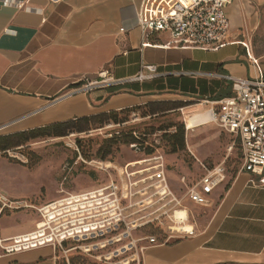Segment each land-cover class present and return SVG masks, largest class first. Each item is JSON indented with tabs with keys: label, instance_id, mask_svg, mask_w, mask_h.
<instances>
[{
	"label": "crops",
	"instance_id": "crops-1",
	"mask_svg": "<svg viewBox=\"0 0 264 264\" xmlns=\"http://www.w3.org/2000/svg\"><path fill=\"white\" fill-rule=\"evenodd\" d=\"M4 1L0 0V127L5 128L0 136L152 103H160L161 109L150 117L182 107L199 109L196 102L233 94L229 77L264 80V0H232L226 13L234 40L215 50L184 45L166 32L144 36L137 21L143 0ZM147 65L158 67L157 76L131 80L141 72L148 75ZM104 72L125 82L76 92L84 78L97 80ZM190 172L189 180L197 179ZM167 174L181 195V186H173L178 176L169 169ZM92 176L96 179L80 190L103 181V176ZM56 194L32 203L44 205L58 197V190ZM185 202L195 235L150 247L143 264H264L262 175L241 168L229 175L226 170L225 180L209 195L208 206L188 201L203 209L207 218L196 219ZM16 212L19 224L13 216L5 220L4 214L0 216V234L5 238L28 233L39 221L33 210ZM0 264L64 262L55 260L51 247H40L0 256Z\"/></svg>",
	"mask_w": 264,
	"mask_h": 264
},
{
	"label": "built area",
	"instance_id": "built-area-1",
	"mask_svg": "<svg viewBox=\"0 0 264 264\" xmlns=\"http://www.w3.org/2000/svg\"><path fill=\"white\" fill-rule=\"evenodd\" d=\"M231 2L143 0L137 21L144 36L166 32L184 45L215 50L234 40L226 13ZM144 69L148 75L141 72L131 80L158 74L155 65L144 66ZM229 79L232 95L218 101L203 99L199 105H209L208 122L234 137L241 150V170L264 177V80ZM124 82L104 72L99 79L77 87L76 92L90 93ZM178 110L182 112L183 107ZM4 128L0 127V131ZM159 143L156 137L152 141L142 139L131 144L141 156L109 167L95 163L96 160L87 161L78 154L73 162L63 166L58 197L41 206L0 192V216L6 210L24 209L35 211L39 217L28 233L10 238L0 234V256L51 247L55 260H63L64 264H143L150 247L194 236L196 230L184 201L208 206L209 195L226 178L225 166L221 163L207 167L198 161L203 174L193 180L186 175L179 176L183 191L180 195L170 185L165 154ZM147 147L152 151L144 154ZM4 153L11 158H23L18 148ZM79 163L101 170L103 181L89 189H68L69 179ZM182 210L185 217L177 215ZM187 224L191 226L187 228ZM138 231L144 233L138 234Z\"/></svg>",
	"mask_w": 264,
	"mask_h": 264
},
{
	"label": "rangeland",
	"instance_id": "rangeland-1",
	"mask_svg": "<svg viewBox=\"0 0 264 264\" xmlns=\"http://www.w3.org/2000/svg\"><path fill=\"white\" fill-rule=\"evenodd\" d=\"M89 81L94 80L84 78L78 87ZM199 106V109L195 107L182 112L173 110L153 117L148 115L149 110L145 107L134 108L116 112V121L125 120V122L115 123V118L109 117L106 122L102 123L100 119L96 118L89 123H81V132L69 130L63 136H37L21 143H17L18 139L13 138L10 140L12 144L6 149L18 148L19 156H23V158H11L7 153H4L5 151H0V192L8 196L25 197L28 201L37 203L52 199L57 195L56 191L59 188L64 164L74 161L78 154H81L87 161H109L113 165L138 159L137 156H141V154L136 153L131 147V144L136 141L130 143L132 139L129 134L136 140L142 138L152 141L156 137L161 139L159 147L165 154L166 165L172 176L179 177L191 171L190 175L198 178L201 172L198 161L203 162L207 167L223 163L227 174L232 175L240 170L242 162L238 146L237 144L233 145L231 135L212 122L196 127L188 133L186 131L184 122L186 118L194 113L209 109V105ZM179 126L184 128V149L174 153L171 152L170 142L158 129L167 128V134H172ZM114 136H117L116 140L110 146V153L103 160L101 157L105 149L99 151V148L108 145L106 141L113 140ZM75 169L76 171L68 182V189L71 190L77 191L87 186L90 181L96 179L92 176L93 174L103 176L101 170L91 165L79 163ZM97 177L99 178V176ZM173 186L178 188L181 184L174 180ZM185 203L189 205L196 219L207 218L208 214L203 209L190 206L192 204H189L188 200ZM2 214H4L3 220L13 216L11 219L19 224L20 218L17 220L14 216L19 214L18 212L6 210ZM137 233L144 232L138 231Z\"/></svg>",
	"mask_w": 264,
	"mask_h": 264
},
{
	"label": "trees",
	"instance_id": "trees-1",
	"mask_svg": "<svg viewBox=\"0 0 264 264\" xmlns=\"http://www.w3.org/2000/svg\"><path fill=\"white\" fill-rule=\"evenodd\" d=\"M228 94H230L231 92V87H228ZM115 93V92H114ZM113 94V92L111 93ZM110 94V95H111ZM149 111L148 114H155L158 110H160V103H152V104H148L146 105V107ZM126 111V110H124ZM122 112V111H121ZM116 116L117 113L116 112H110V113H106V114H101L98 116H94L91 118H84L82 120H77V121H70V122H66V123H58V124H52L49 126H45L42 128H38V129H34V130H29V131H25V132H20V133H16V134H12L10 136H6V135H1L0 136V151L6 150L7 146H10L12 144V142L10 141L13 138H17V143H21L24 141H28L29 139H33L36 138L37 136H63L64 133L66 131L69 130H76L78 132H81V123H89L91 120L93 119H100V121L102 123L106 122L108 120L109 117H114L115 118V123L118 122H125V120H121V121H116ZM170 127V126H168ZM158 131H161L164 138L170 142V147H171V152H178L184 149V128L183 126H179L176 131L172 134H167V128L165 129H158ZM130 138L132 139V142L136 141V143H139V141L142 140V138H138L137 140L131 136V134H129ZM162 136V135H161ZM162 136V138H163ZM117 136H114L112 139L113 140H109L106 141L108 143V145L106 146H101L99 148V151L104 150L102 153V159H106V156L110 153V146L111 144L116 140ZM144 140V139H143ZM161 141V139H159ZM159 141V142H160ZM19 145V144H16ZM160 146V143H159ZM8 149V148H7ZM161 149V148H160ZM162 150V149H161ZM152 149L147 147L144 149V154H149L151 153ZM164 153V152H163Z\"/></svg>",
	"mask_w": 264,
	"mask_h": 264
},
{
	"label": "bare ground",
	"instance_id": "bare-ground-1",
	"mask_svg": "<svg viewBox=\"0 0 264 264\" xmlns=\"http://www.w3.org/2000/svg\"><path fill=\"white\" fill-rule=\"evenodd\" d=\"M209 119H210V112H209L208 109H205V110H202L199 113L193 114L192 116L186 118V120L184 122H186L185 123L187 125L186 128L193 129L196 126H199V125L207 123L209 121ZM95 163H97V164H99L101 166H106V167H109V166L113 165L109 161H105V162L97 161ZM177 215L180 216V217H185V211L182 210V211L178 212ZM190 226L191 225H189V224L186 225L187 228H189Z\"/></svg>",
	"mask_w": 264,
	"mask_h": 264
}]
</instances>
